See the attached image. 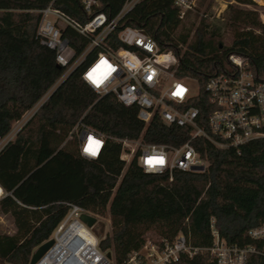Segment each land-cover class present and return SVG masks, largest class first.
<instances>
[{
  "label": "trees",
  "instance_id": "1",
  "mask_svg": "<svg viewBox=\"0 0 264 264\" xmlns=\"http://www.w3.org/2000/svg\"><path fill=\"white\" fill-rule=\"evenodd\" d=\"M95 12L115 17L127 0H97ZM198 0L203 13L193 31L182 29L179 7L173 0H138L119 20V28L139 27L159 48L179 58L178 77H193L200 86L207 77L226 66L234 54L248 63L255 74H264V15L248 8L250 1L225 0L223 23H211L214 0ZM50 2L80 21L85 20L80 0H0V11L20 13L13 28L0 25V139L14 122L31 110L54 85L64 69L54 51L35 36L38 14ZM28 16L29 26L21 24ZM230 32L223 44L222 27ZM78 52L85 40L66 30ZM219 44H222L220 47ZM200 93L201 114H206ZM36 122L40 131L26 136ZM88 126L107 136L98 159L79 155L75 124ZM184 129L166 127L155 115L145 125L137 107L125 106L112 95L96 94L78 70L59 82L37 107L30 119L0 150V184L8 194L0 199V213L12 218V233L0 230V264H29L36 247L47 241L67 212L66 203L110 219L111 232L99 240L104 252H112L121 263L127 255L151 239L171 240L182 231L191 245L211 244L213 221L221 237L230 244H253L264 249L248 230L264 223V139L239 147L218 149L206 140L193 144L208 165L203 172L145 173L133 161L122 172L120 145L110 138H141L147 143L179 145ZM207 254L182 255L174 264H207ZM248 264H264V254L249 256Z\"/></svg>",
  "mask_w": 264,
  "mask_h": 264
},
{
  "label": "built area",
  "instance_id": "2",
  "mask_svg": "<svg viewBox=\"0 0 264 264\" xmlns=\"http://www.w3.org/2000/svg\"><path fill=\"white\" fill-rule=\"evenodd\" d=\"M137 1L127 0L115 17L108 18L103 12H95L94 8L99 6L97 0H80L84 21L52 2L41 9L27 10L39 15L36 39L54 51L56 63L64 69L35 106L38 107L59 82L78 70L80 78L96 94H112L123 105L137 107V117L145 125L156 115L166 127L184 129L181 136H185V140L179 145L147 143L141 138H110L120 145L122 172L134 161L145 173L165 174L169 181L175 171L205 170L208 162L193 144L198 139L218 149L264 139V74L258 76L241 57L230 54L226 66L209 75L201 86L193 77L176 76L179 58L172 51L161 50L139 27H118L120 18ZM173 2L179 7L180 18L195 5V0ZM67 29L85 40L80 51L70 44L65 34ZM202 90L206 94L202 102L207 111L205 115L198 105ZM22 125L0 139V150L15 138ZM72 137L77 141L79 155L93 160L100 157L108 140L104 134L79 123L71 128L68 138ZM89 138L100 142L95 155L85 151L90 145ZM152 158L162 163L155 160L149 163ZM7 194L0 184V199ZM66 205V214L49 238L53 239L52 245L35 264H117L111 253L107 257V252L100 249L99 239L82 221V213H91L74 203ZM210 234L208 246L191 245L182 231L171 240L146 238L141 247L132 250L118 264H174L182 255L191 258L197 254H207V264H248L250 255L264 254V249L253 244L228 243L213 221ZM247 234L264 243V223L249 229Z\"/></svg>",
  "mask_w": 264,
  "mask_h": 264
},
{
  "label": "rangeland",
  "instance_id": "3",
  "mask_svg": "<svg viewBox=\"0 0 264 264\" xmlns=\"http://www.w3.org/2000/svg\"><path fill=\"white\" fill-rule=\"evenodd\" d=\"M206 2H207V0L205 1V3ZM226 3H227V1H225V0H214L213 1L212 7L209 11V20L211 21V23H217L220 25L224 22L222 16H223V12L226 8ZM197 6H198V0H195V5L186 12V14L184 15L183 18H181L180 28H182V29H189L190 28L193 31V28L197 25L200 17L205 15L203 13L204 6L201 7L199 10L197 9ZM247 7L253 9L254 11H255V9H258L261 12V14L264 15V3L258 2V4L257 3L253 4L250 1V4H248ZM20 15H21L20 13L17 14L13 11H2L1 10L0 11V25L13 28V26L11 24V20L18 19L20 17ZM21 24L25 25L26 27L29 26L30 23L28 20V16H24V18L21 21ZM221 30L224 34L222 43L228 45L230 32L227 30V28L225 26H223ZM35 108L36 107H33L31 110H29V112L27 113V115L25 117H29V114H31ZM11 130L12 131L16 130V127L14 126V124L12 125ZM39 131H40L39 124H38V122H36L30 130V132H32V133L29 134V132H28V133H26V136L31 137V135H33V134H34L33 136H36L35 133H38ZM91 215L96 217V222L91 227V232L99 240H101L107 234H109L111 232V225H110L109 216L107 214L104 216H100V215H96L93 213H91ZM0 230L3 232H7V233H12L15 230V227H14L13 222H12V218L9 215H4V214L0 213ZM153 236H154L153 234H149L147 236V238H152ZM109 253L112 254L111 251ZM5 264H11V263H5Z\"/></svg>",
  "mask_w": 264,
  "mask_h": 264
},
{
  "label": "water",
  "instance_id": "4",
  "mask_svg": "<svg viewBox=\"0 0 264 264\" xmlns=\"http://www.w3.org/2000/svg\"><path fill=\"white\" fill-rule=\"evenodd\" d=\"M219 46L221 47L222 44H219ZM81 219H82V221H84L86 223V225L88 227H92L94 225V223L96 222V217L91 215V214H87V213H82ZM52 243H53V239H49V240L43 242L42 244H40L38 247H36L35 250L33 251L32 255H31L29 264H35L36 261L52 245ZM107 257H110V253H107Z\"/></svg>",
  "mask_w": 264,
  "mask_h": 264
},
{
  "label": "snow or ice",
  "instance_id": "5",
  "mask_svg": "<svg viewBox=\"0 0 264 264\" xmlns=\"http://www.w3.org/2000/svg\"><path fill=\"white\" fill-rule=\"evenodd\" d=\"M90 78H91V75H90ZM94 82L98 83V81H95V80H94ZM174 94H179V93H174ZM89 139H90V145L85 148V151L91 153L92 155H95L96 154V150H97L100 142L99 141H93L92 138H89ZM92 144H95L96 148H93ZM153 160H155V162H157V163H162V160H159V159H156V158L150 159L149 163H152Z\"/></svg>",
  "mask_w": 264,
  "mask_h": 264
},
{
  "label": "crops",
  "instance_id": "6",
  "mask_svg": "<svg viewBox=\"0 0 264 264\" xmlns=\"http://www.w3.org/2000/svg\"><path fill=\"white\" fill-rule=\"evenodd\" d=\"M34 107H36V106H34ZM37 109V107L34 109V111ZM34 111L31 113V114H29V117H25L26 115H27V113L29 112V111H27L23 116H22V118L20 119V120H18V121H16V122H14L13 124H14V126L18 129L19 128V126L20 125H22V123H23V125L30 119V117L32 116V114L34 113ZM23 125L21 126V128L23 127ZM32 126H30V128H31ZM20 128V129H21ZM19 129V130H20ZM18 130V131H19ZM17 131V132H18Z\"/></svg>",
  "mask_w": 264,
  "mask_h": 264
},
{
  "label": "bare ground",
  "instance_id": "7",
  "mask_svg": "<svg viewBox=\"0 0 264 264\" xmlns=\"http://www.w3.org/2000/svg\"><path fill=\"white\" fill-rule=\"evenodd\" d=\"M259 3H264V0H257Z\"/></svg>",
  "mask_w": 264,
  "mask_h": 264
}]
</instances>
